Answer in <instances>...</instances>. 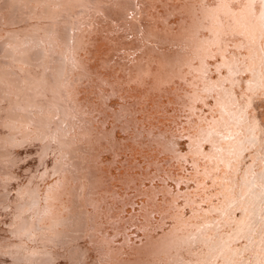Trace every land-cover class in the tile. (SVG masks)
Returning <instances> with one entry per match:
<instances>
[{
	"label": "bare ground",
	"instance_id": "6f19581e",
	"mask_svg": "<svg viewBox=\"0 0 264 264\" xmlns=\"http://www.w3.org/2000/svg\"><path fill=\"white\" fill-rule=\"evenodd\" d=\"M11 1L18 13L4 18L31 6L63 16L37 24L31 46L0 27L12 73L41 94L33 96L36 113L50 116L4 111L5 123L21 127L32 116L40 126L31 137L0 135L14 166L0 163V264H264V0H96L89 14L77 13L78 0ZM5 138L17 142L15 154L1 149ZM250 146L252 161L238 176ZM150 162L151 176L194 182L183 194L188 215L179 186L145 184ZM208 178L222 197L212 199ZM128 188L144 195L140 204ZM213 210L225 212L229 230L211 225ZM154 212L171 220L168 228L154 231ZM128 222L143 226L142 236L130 229L117 242L114 230ZM242 236L247 242L237 246ZM195 241L203 247L187 257Z\"/></svg>",
	"mask_w": 264,
	"mask_h": 264
},
{
	"label": "rangeland",
	"instance_id": "374dc122",
	"mask_svg": "<svg viewBox=\"0 0 264 264\" xmlns=\"http://www.w3.org/2000/svg\"><path fill=\"white\" fill-rule=\"evenodd\" d=\"M40 1H41V4H44L47 0H40ZM56 1H59L60 2L62 0H56ZM59 4L60 3L57 2L53 6L56 7V8H59L60 7ZM76 6H77L76 8L78 9L77 13H79V14H89L90 11L95 10L94 9V6L97 7V1L96 0H78L77 3H76ZM17 8L18 7L11 0H0V27H1V25L3 26V24L6 25V27L9 29V33L11 32V36L15 35L16 38H17V41L23 47L24 46H27V45L28 46H31L30 45L31 44L30 43V39L34 37V34L36 32H38L36 30L37 29L36 28V25L37 24H39V25L44 24L45 25V24L50 23V22L57 23L58 22V19H61L62 16H63V14L62 15H58V14H52V13L51 14H47V15L41 14V13H36L35 14L34 11L36 10V8H33L31 6V7H29L27 9V11L24 14H18L16 16L9 17V18H4L3 17V14L8 13L11 10H15L14 13L17 14L18 13ZM81 9H83L84 11L81 10ZM1 28H3V27H1ZM7 35H9V34H7ZM43 37H48V36H43ZM12 43L13 44H16L15 41H12ZM6 47H7V44H4V47L0 48V75L2 73H4V75H6V77H8V78H12L13 77L14 80L7 82L5 80V78L3 77L2 79L4 80L5 83L4 82H0V84L3 87L6 88L5 89L6 92L4 93L5 97L2 98V100L0 101V129L3 130V132L0 133V135H6L8 133L17 132V131H20V130H25V132L27 133V137H31L33 135V131L35 130V126L39 125L36 121L33 120L34 119L33 117H50V116L47 115V114H45V115L44 114H42V115L40 114L41 115L40 116V115H38V113H36V111L38 110L37 107L39 108V106H35L34 105V103H36V100L37 99L36 98H33V96L35 95L37 97H40L41 94H35L33 91H31L29 88H27L28 86H31L30 83L26 82V84H24V82L22 80H18L15 77V75L12 73V70H16L15 69L16 67H13L12 66V63L14 62V60H12V57L10 55H8V54L3 55V53L5 52ZM36 47H38V45H36ZM45 52L48 53V55L50 57H52V55L54 54V53L52 54L48 49H46ZM43 55L40 56V57L32 58V60H31L33 62L32 64L38 62L39 59H42L43 58ZM15 60L18 62L17 59H15ZM48 63H49V61H48ZM44 71H46V69ZM247 73H248V71H245V74H247ZM13 83L15 84L14 86H12ZM1 90H4V89H1L0 88V92H1ZM114 97H116V96L113 95L112 99ZM209 99H210V101L213 100L212 97H210ZM10 109L11 110H17L19 112H22L23 110H27L30 113L32 112L33 117L32 116L30 117V121H29L28 118H25V120L22 122V126L21 127L20 126H15V125H11V124L5 123V121H6L5 114H6L7 110H10ZM4 111H6V112H4ZM55 117H56V115H53V118H55ZM180 119H181L180 120L181 122L184 121V120H186L185 115H182ZM2 120H3V123L1 122ZM41 126H44V124H42ZM55 129H58V126L56 128H54V129H52V131L55 130ZM118 132H120L121 134L122 133L125 134V132L122 131V130H120V129H118ZM12 136H14L13 133H12ZM27 139H30V138H27ZM177 140L179 141V144L178 145L182 149V151L183 152L184 151L189 152V148L187 147L188 137L185 136V135H180V136L177 137ZM35 141H38V139L35 138V140L33 142H35ZM19 144L21 145L22 143H19ZM61 145H63V144H61ZM204 145H205L206 149H208L210 143L208 141H205L204 142ZM11 146H17V142L11 141V139H8V138H5L4 140H2V148L1 149L3 151H8L9 152V155H11L10 151L12 152V154H15L13 152L15 149H12ZM43 148H45V147L44 146H42V147L41 146H37L36 147V151H34V152L37 153V152L43 150ZM55 149H48V150H49V152H52V150H55ZM56 150H58V148ZM253 151H254V146H250L249 148H246L244 150V153L241 154V161H240L241 168H240V171L238 173V176L242 173L243 169L246 168V166L251 163V161H252L251 154L253 153ZM106 153L109 154V152H106ZM69 154L71 155V157L76 158V156L74 155V152H71ZM35 155L36 154H31V156H35ZM70 155H66V157L67 156H70ZM123 156H124L123 158H126L127 157V155H123ZM121 157L122 156H120V158ZM7 159H8L7 155L5 153H1L0 152V163L2 165L9 164L10 166L14 167L13 164H11L9 161H7ZM42 159L44 160V156H43ZM22 160H23V158H18V157L16 159V161H18V163L21 162ZM43 160H42V162H44ZM57 160H55V163L58 162ZM53 161H54V159H53ZM121 161H123V160H121ZM141 162H142V160H141ZM31 163H33V161H31ZM55 163H54V165H55ZM183 165H184L185 170H186V168H187V170H189L191 168V166H192L187 160L186 161L183 160ZM56 166H58V165H56ZM63 166H64V164H63ZM149 166H151V167H150V171L147 174V176H151L150 173L151 172L154 173V171H156L154 163L150 162L148 164V167ZM185 166H187V167H185ZM45 167L46 166L44 165V168ZM58 167H60V166H58ZM44 168H41L38 171H41ZM136 169H138V168H135V170ZM151 169H153V170H151ZM52 170H54V168H52L50 170H47L46 172L51 173ZM138 170H141V167H139ZM30 176H32V175H30ZM163 176H165V175L162 174L161 176H159V175H154L153 174L151 177L144 178V182H145V184L150 185L152 183V181L153 182L156 181L155 183H161V182L166 181V183L168 185H170L171 188H174V187L176 188L177 186H179L181 192H180V195L178 196V201L180 202V206L185 210L186 214L188 215L191 212V209L189 208V204L185 200V197H184L183 194L188 189H190L192 187L193 188L195 187V185H193L194 182L192 180H190L191 182L190 181H187L186 182L184 180H181L179 183H177L176 181H174V179H172V178H170L168 176H166V178H165ZM0 183H3V187L0 188V189L5 188L4 187L5 180L2 177V174H0ZM207 184H208V187H207L206 190L208 192L211 191V193H212L211 194V197H212L213 200H216L217 197L221 196V194H216L215 195L212 192V190L215 189V186H218L217 183L212 182L210 180V178H208ZM128 191H129L130 194H134L135 195L134 198L137 201H139V203H137V205L140 204L141 202H140L139 199H140L141 196H144V195H141V194L136 193V191L133 188H128ZM196 191H203V189L200 188V189H198ZM38 193H41V191L39 190ZM158 194L160 195L162 193L161 192H158ZM38 195L36 196V199L37 200H39V198H40V197H38ZM196 197H197L196 203L201 204L203 207H206V208L208 207L209 203L207 202V200L200 201V197H198V195ZM126 207L130 208V205L127 204ZM234 210H235L236 213H239L240 212V209L239 208H236ZM213 213L217 217H216V221H212V224L211 225H213L214 222H217V225H218L217 227L219 229L222 228V229L229 230L230 224L227 222V218L225 217V214H224L225 212L221 213L219 210H217V211L213 210ZM153 216H154V219H155L154 221L157 222V223L159 222L158 224H160V226H158V227L156 226L155 227L154 231H160V229H162V228H168L169 227L168 225L170 224V221H171L169 218L168 219L170 221L168 219H165L164 223H162L159 220L160 219L159 212H154ZM31 218L32 217H30V219ZM250 220H251V223L252 224L255 223L254 218H251ZM8 224H9L8 226L10 228L13 225L15 226V224L12 223V222H10ZM126 226H127V228H125V229L120 228V229L114 230L115 232L120 231V232H117V233L114 232L115 234H113L114 235L113 238L114 239L116 238L117 239V242H119L120 240L123 242V239H124L123 235H124V233L129 232L130 229L133 230V233L132 234H135L137 232L138 234H140L142 236L143 230H144L143 229L144 228L143 226L138 225V223H136V226H135V223H129V222L127 223ZM128 226L129 227L131 226L132 228L131 227L128 228ZM29 227H30V225H29ZM25 229H27V228H25ZM16 231L18 232V234H22L23 232H25L24 229H18ZM14 234H16V232ZM14 234L11 233L10 235H14ZM131 236H132V240H135L136 238H138V236L134 237L135 235L134 236L131 235ZM25 242L28 243V240H25ZM233 242L237 246L238 245H244L247 242V238H245V236H242L239 239H235ZM191 245H193L192 247H195L194 250H193V252H192V250L191 251H185L184 254L187 257L193 258V257H195L197 255V254H195L194 251L202 249L203 244L200 241H195V242H191L190 246ZM185 248H187V247H185ZM84 262H85L84 264H87V261H84ZM19 264H22V263H19ZM259 264H261V263H259Z\"/></svg>",
	"mask_w": 264,
	"mask_h": 264
}]
</instances>
